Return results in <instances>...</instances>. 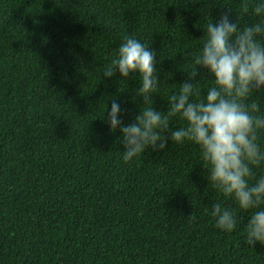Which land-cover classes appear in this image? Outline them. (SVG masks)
I'll return each mask as SVG.
<instances>
[{
    "label": "trees",
    "instance_id": "trees-1",
    "mask_svg": "<svg viewBox=\"0 0 264 264\" xmlns=\"http://www.w3.org/2000/svg\"><path fill=\"white\" fill-rule=\"evenodd\" d=\"M226 7L237 0H0V264H264V245L242 243L248 213L213 227L209 205H235L194 144L124 162L103 119L113 99L125 124L142 103L134 74L101 75L123 35L155 50L164 111Z\"/></svg>",
    "mask_w": 264,
    "mask_h": 264
},
{
    "label": "clouds",
    "instance_id": "clouds-1",
    "mask_svg": "<svg viewBox=\"0 0 264 264\" xmlns=\"http://www.w3.org/2000/svg\"><path fill=\"white\" fill-rule=\"evenodd\" d=\"M237 16L254 19L239 24ZM155 57V50L127 33L101 71L104 78L118 74L125 81L134 74L138 81L136 96L142 103L130 123L123 122L118 100L103 112L109 132L119 130L121 159L128 162L146 149L191 142L207 185L235 205L212 202L208 215L213 227L231 233L238 225L237 210L246 212L242 243L264 245V109L256 102L264 95V0H237L235 14L226 7L215 22L210 18L199 48L189 57L186 79L166 97L164 111L151 106L160 80ZM204 77L208 82L202 87ZM174 118L183 123L176 126ZM187 219L195 218L190 213Z\"/></svg>",
    "mask_w": 264,
    "mask_h": 264
}]
</instances>
